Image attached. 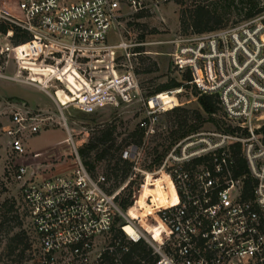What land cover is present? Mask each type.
<instances>
[{
  "label": "built area",
  "instance_id": "obj_1",
  "mask_svg": "<svg viewBox=\"0 0 264 264\" xmlns=\"http://www.w3.org/2000/svg\"><path fill=\"white\" fill-rule=\"evenodd\" d=\"M145 8L146 0H14L12 13L0 9V24L17 27L31 40L14 47L13 32H0V70L8 65L14 48L20 52L13 76L0 71V78L41 90L33 77L20 79L21 72L32 75L30 64L58 70L69 66L89 92L94 88L93 93H103L109 102L130 103L140 97L139 86L130 68L117 70L116 54L136 44H109L108 37L120 32L130 13ZM262 19L189 34L175 43L174 69L189 73L186 83L200 95L217 98L220 129L188 134L155 171L143 173L141 190L160 174L165 178L166 200L174 197V202L157 205L153 196H147L145 202L153 212L144 217L129 216L131 208L140 209L137 200L130 199L131 205L123 209L122 188L110 191L104 175L88 171L64 120L75 167L56 174L54 163L32 164L27 141L46 130L53 118L23 102L8 104L2 130L8 165L36 239L31 257L19 264H264ZM27 48L39 51V62L29 60ZM156 97L146 101L139 123L145 138L156 133V112L165 111ZM236 145L243 161L241 173ZM141 150L131 145L121 150L120 157L131 164ZM131 170L140 172L132 164Z\"/></svg>",
  "mask_w": 264,
  "mask_h": 264
},
{
  "label": "rangeland",
  "instance_id": "obj_2",
  "mask_svg": "<svg viewBox=\"0 0 264 264\" xmlns=\"http://www.w3.org/2000/svg\"><path fill=\"white\" fill-rule=\"evenodd\" d=\"M215 2L217 0H169L164 3L146 0L145 9L130 13L120 32L109 35V44H136L126 50L128 58L123 50L116 54L117 70L121 73L130 68L139 86L140 97L130 103L120 100L109 102L102 92L100 96L99 93H93L94 88L89 92L81 77L69 66L58 70L52 66L30 64L32 75L27 71L21 72L20 79L33 77L35 82H40L41 88H45L41 90L18 81L0 78V264H19L27 261L36 245L31 225L21 208L19 187L13 181L8 165L7 141L2 133L7 125L8 104L23 102L34 112L53 118L46 130L27 141L32 164L54 163L57 166L56 174L69 173L75 167L72 144L63 127V120L67 124L78 155L79 150L84 148L98 131L110 130L114 143L106 158L94 162L92 155L90 159L95 165L94 175H104L110 191L121 187V199L129 197L131 200H137L138 197L140 206H145L147 196H153V202H160L165 178L155 174L150 187L147 184L141 190L140 185L144 183L143 173L155 171L159 165L155 162L156 157L164 158L180 140L174 136L183 128L181 123L184 121L187 128L200 124L197 131L219 129L220 112L212 117L203 112L197 101L196 89L187 85L184 80L185 73L177 72L171 60L175 43L195 30L193 10L199 5L213 10ZM13 5V0H0V9L9 13ZM258 7L264 8V0H258ZM224 8L219 6L215 10L220 14ZM245 10L241 9L239 12L231 7L225 17L217 19L219 24L210 22L208 26H231L239 23L244 19ZM258 17H262L264 22V9L255 18ZM12 44L15 47L14 42ZM14 49L7 59L8 65L0 70L6 76H13L15 61L20 58L19 50ZM27 52L29 60L33 58L39 62V51L27 48ZM171 81L183 84L184 88L156 91ZM155 95L160 108L165 111L156 112V133L148 138L143 136L138 145L142 147L140 156L131 162L140 172L129 169L126 178L122 179L121 165L113 168L118 153L117 146L124 149L135 145L134 132L144 120L146 101ZM153 105L154 103L150 102V106ZM175 107L181 111L172 113L171 109ZM198 114L200 119L197 118ZM109 145H112L111 142L105 147ZM127 177L130 178L129 181Z\"/></svg>",
  "mask_w": 264,
  "mask_h": 264
},
{
  "label": "trees",
  "instance_id": "obj_3",
  "mask_svg": "<svg viewBox=\"0 0 264 264\" xmlns=\"http://www.w3.org/2000/svg\"><path fill=\"white\" fill-rule=\"evenodd\" d=\"M236 3H238V5L235 6ZM13 4H14V0H13ZM213 5L215 6L213 10H210L208 7L201 6V5L197 6L195 10H193V16L195 17L193 21V26L195 30H192L190 34H202V33L211 32V31L226 27V26H219V25L208 26V24L210 22L219 24V20L217 19L225 17V15L229 12L228 9L231 7H234L239 12H241V9H246L245 16L242 21L257 17L258 15H260V13L264 9V8L258 7V0H217V2H215ZM219 6H223L225 8H224L223 13L217 14L215 8ZM7 9L8 8H5V10ZM9 30L13 32L11 41L14 42L15 46H18V44L19 46L23 45L31 40L30 36L27 33L21 31L17 27L9 23L0 24L1 33L5 34ZM190 79L191 77L189 73L186 72L184 75L185 82H189ZM179 87L184 88L183 84H179L175 81H171L169 84L160 86L159 88L156 89V91L177 89ZM197 101L201 109L203 110V112L206 113L207 115H210L211 117L214 116L216 113L220 112V108L218 106V100L214 96L200 95L199 92L197 91ZM171 111L172 113H175V112L181 111V109L175 107V108H172ZM197 118L200 119L199 114L197 115ZM218 122H219V129H220L221 120H219ZM218 122L216 121L215 123L217 124V126H218ZM181 125H182L181 127L183 128L181 129V131L176 132V135L174 136V138L176 139H181L190 133L196 132L200 128V124L190 126L187 128L184 121L181 123ZM134 136H135V141H136L135 145L136 146L140 145V143L142 142V138L144 136V130L137 128L134 132ZM109 142H111L112 145L105 147V145ZM113 143H114V139L112 138V131L104 129V130L98 131L97 134L93 138L90 139L88 144H86L84 148L79 150V156L83 164L93 176H95L94 175V170H95L94 162H100L104 160L109 153V149L113 147ZM99 146L101 147L98 148ZM121 150L122 148L117 146L118 153H117L116 162L113 168H116L118 164L121 165V168L123 169L122 179H124L126 178L128 174V170L131 169V164L128 161H124L121 159L120 157ZM239 152H240L239 145H236L234 149V155L236 158V162L239 166V172L241 173V172H244V167H243V161L239 157ZM92 155H93L94 162H91L90 160ZM162 158L163 157L161 156H157L155 160L156 164H159ZM119 205L123 209H126L128 206L131 205V200L129 199V197L123 198L120 200Z\"/></svg>",
  "mask_w": 264,
  "mask_h": 264
},
{
  "label": "bare ground",
  "instance_id": "obj_4",
  "mask_svg": "<svg viewBox=\"0 0 264 264\" xmlns=\"http://www.w3.org/2000/svg\"><path fill=\"white\" fill-rule=\"evenodd\" d=\"M139 195V194H138ZM166 193H164L163 191H161V197H160V199H161V201L160 202H155L157 205H163V204H165L166 202L167 203H171V202H174V197L171 195V198H170V200H166ZM139 201H138V197H137V206H139L140 207V209L138 210L136 207H134V208H131L130 210H129V216H131L132 218H138V217H144V216H146L147 214H152V210H151V208L147 205V204H145V206H140L139 205ZM127 230H128V228H127Z\"/></svg>",
  "mask_w": 264,
  "mask_h": 264
},
{
  "label": "crops",
  "instance_id": "obj_5",
  "mask_svg": "<svg viewBox=\"0 0 264 264\" xmlns=\"http://www.w3.org/2000/svg\"><path fill=\"white\" fill-rule=\"evenodd\" d=\"M41 89H45V88L43 87V88H41Z\"/></svg>",
  "mask_w": 264,
  "mask_h": 264
}]
</instances>
